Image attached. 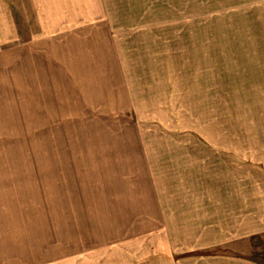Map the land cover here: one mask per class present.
Instances as JSON below:
<instances>
[{
    "label": "rangeland",
    "instance_id": "1",
    "mask_svg": "<svg viewBox=\"0 0 264 264\" xmlns=\"http://www.w3.org/2000/svg\"><path fill=\"white\" fill-rule=\"evenodd\" d=\"M0 264H264V0H0Z\"/></svg>",
    "mask_w": 264,
    "mask_h": 264
}]
</instances>
